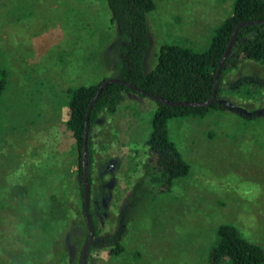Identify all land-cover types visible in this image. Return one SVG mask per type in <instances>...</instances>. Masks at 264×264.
<instances>
[{
    "label": "rangeland",
    "instance_id": "374dc122",
    "mask_svg": "<svg viewBox=\"0 0 264 264\" xmlns=\"http://www.w3.org/2000/svg\"><path fill=\"white\" fill-rule=\"evenodd\" d=\"M154 1L146 71L163 44L206 50L233 2ZM110 18L106 0H0V69L8 72L0 95V200L7 196L4 184L18 176V162L58 164L72 174L69 187L76 186V154L64 126L66 91L116 75L125 40ZM235 56L237 66L227 65L219 93L229 108L168 122L189 174L134 205L130 195L156 104L126 93L116 113L99 114L90 130L92 242L123 232V251L111 255V246L95 244L85 264H211L216 229L225 223L264 248V88L232 89L243 76L264 79V65ZM76 198L68 199L57 256L40 264H79L88 234ZM15 223L0 206V264H22L23 227Z\"/></svg>",
    "mask_w": 264,
    "mask_h": 264
},
{
    "label": "trees",
    "instance_id": "16d2710c",
    "mask_svg": "<svg viewBox=\"0 0 264 264\" xmlns=\"http://www.w3.org/2000/svg\"><path fill=\"white\" fill-rule=\"evenodd\" d=\"M106 3L111 14V23L125 40L124 51L120 56L121 66L112 78L127 82L169 102H206L212 94L216 70L235 27L243 22L264 20V0H233L231 13L215 28L206 50L198 52L176 43L163 44L159 48L156 65L146 71L144 61L150 46L147 15L155 9V1L106 0ZM235 52L236 58L239 55L246 61L264 65V23L248 24L238 30L235 43L219 73L215 100L210 105L170 106L152 99L156 107L152 112L150 131L144 142L145 159L140 175L132 187L131 204L170 189L175 180L189 174L188 162L169 136L168 122L173 118H203L212 112L229 108L219 99V93L227 65L237 66V60L231 57ZM7 79L8 72L1 68L0 95L7 86ZM108 79L111 78L105 77L98 83L68 88L66 91L67 119L64 126L71 139L69 145L76 154L73 158L76 166V186L69 187L72 178L69 171L62 170L58 164L55 167L52 163L41 160L25 166L18 162V176L8 185L4 184L7 196L0 200V206L10 209L16 222L13 227H23L22 233H18L23 235L25 244L23 260L20 261L22 264H40L47 255L54 253L57 256L59 234L66 228L69 220L68 199L71 194L75 193L80 213L84 215L82 152L85 117L99 87ZM243 84L264 88V79L243 76L232 89L241 88ZM126 93L146 97L124 84L108 83L101 89L90 110L87 139L90 196V130L101 112L114 114L119 110ZM89 213L94 227L90 208ZM83 221L88 234L84 217ZM122 234L123 232H117L102 240L93 241L90 247L95 244L111 246L110 254L118 255L123 251ZM209 257L211 264H264V248L248 241L235 225L225 223L216 229V240Z\"/></svg>",
    "mask_w": 264,
    "mask_h": 264
},
{
    "label": "water",
    "instance_id": "95a60500",
    "mask_svg": "<svg viewBox=\"0 0 264 264\" xmlns=\"http://www.w3.org/2000/svg\"><path fill=\"white\" fill-rule=\"evenodd\" d=\"M254 23H264V20H258V21H251V22H243V23H239L235 29L234 32L232 34V37L230 39V42L220 60L219 66L216 70L215 76H214V86H213V90H212V94L210 96V98L206 101V102H202V103H187V102H169L167 100H164L162 98H159L153 94H150L148 92L145 91H141L138 88H136L135 86H132L131 84H128L127 82L124 81H120L116 78H111L108 79L106 81H104L101 86L99 87L98 91H97V95L95 96V98L91 101V104L87 110L86 113V117H85V127H84V142H83V152H82V183H83V191H84V206H83V210H84V218H85V222H86V226L88 229V236L87 239L82 247L81 250V254H80V258H79V264H85V258H86V254L87 251L91 245V242L93 240L94 237V227L92 224V220H91V216L89 213V208H90V189H89V183H88V172H87V167H88V149H87V139H88V121H89V114H90V110L97 98V96L99 95L101 89L107 85L108 83H120V84H124L125 86L129 87L130 89L137 91L141 94H143L144 96L151 98L155 101L164 103L166 105H170V106H208L210 105L216 97V92H217V81H218V77H219V73L220 70L225 62V59L227 57V55L229 54L233 44L235 43L236 37H237V32L238 30L248 24H254Z\"/></svg>",
    "mask_w": 264,
    "mask_h": 264
}]
</instances>
